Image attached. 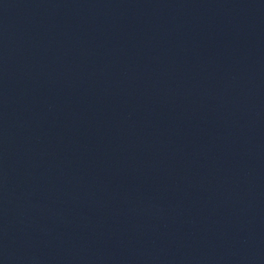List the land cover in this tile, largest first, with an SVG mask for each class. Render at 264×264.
Segmentation results:
<instances>
[{
  "label": "water",
  "instance_id": "1",
  "mask_svg": "<svg viewBox=\"0 0 264 264\" xmlns=\"http://www.w3.org/2000/svg\"><path fill=\"white\" fill-rule=\"evenodd\" d=\"M0 264H264V0H0Z\"/></svg>",
  "mask_w": 264,
  "mask_h": 264
}]
</instances>
